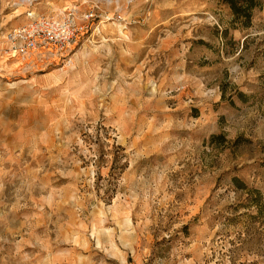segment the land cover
Listing matches in <instances>:
<instances>
[{"label":"rangeland","instance_id":"1","mask_svg":"<svg viewBox=\"0 0 264 264\" xmlns=\"http://www.w3.org/2000/svg\"><path fill=\"white\" fill-rule=\"evenodd\" d=\"M0 264H264V0H0Z\"/></svg>","mask_w":264,"mask_h":264},{"label":"built area","instance_id":"2","mask_svg":"<svg viewBox=\"0 0 264 264\" xmlns=\"http://www.w3.org/2000/svg\"><path fill=\"white\" fill-rule=\"evenodd\" d=\"M28 17V24L11 29L5 36L9 50L23 56L44 48L57 52L69 49L79 35L99 19L94 9L82 12L77 7L54 16H36L34 12H28Z\"/></svg>","mask_w":264,"mask_h":264},{"label":"trees","instance_id":"3","mask_svg":"<svg viewBox=\"0 0 264 264\" xmlns=\"http://www.w3.org/2000/svg\"><path fill=\"white\" fill-rule=\"evenodd\" d=\"M231 10L234 22L243 27H249L256 9L263 6V0H220Z\"/></svg>","mask_w":264,"mask_h":264}]
</instances>
